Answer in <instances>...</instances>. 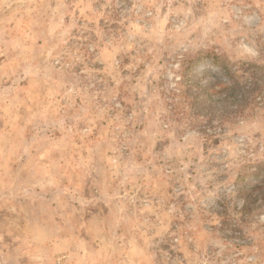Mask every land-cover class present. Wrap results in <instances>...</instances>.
Segmentation results:
<instances>
[{
  "label": "rangeland",
  "instance_id": "1",
  "mask_svg": "<svg viewBox=\"0 0 264 264\" xmlns=\"http://www.w3.org/2000/svg\"><path fill=\"white\" fill-rule=\"evenodd\" d=\"M207 54L264 65V0H0V264H264V87L198 113Z\"/></svg>",
  "mask_w": 264,
  "mask_h": 264
},
{
  "label": "trees",
  "instance_id": "2",
  "mask_svg": "<svg viewBox=\"0 0 264 264\" xmlns=\"http://www.w3.org/2000/svg\"><path fill=\"white\" fill-rule=\"evenodd\" d=\"M209 62V65L221 71V73L228 79L227 82L217 81V84H199L197 79L198 73L194 70L201 64ZM183 75L181 85H184L185 94L191 100V107L198 113L206 111V115L216 117L214 112L219 108H224L226 116L233 114L240 115L253 102L257 100L258 93L264 87V65L254 64L249 62H232L227 57L217 54H207L198 56L191 60L190 63L183 67ZM193 70V71H192ZM240 70L251 78V82L242 83L239 79ZM215 80L218 76L210 73ZM196 79V80H195ZM198 81V82H196ZM218 88V89H216ZM220 96V100H214L213 97ZM221 110V109H219ZM264 173V167H256L255 171L244 175V177L254 176L258 177ZM263 193L262 200H264V187H257Z\"/></svg>",
  "mask_w": 264,
  "mask_h": 264
}]
</instances>
